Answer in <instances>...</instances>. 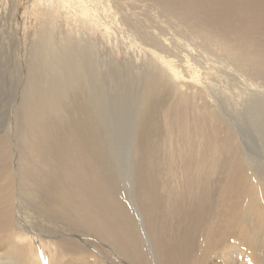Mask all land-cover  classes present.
Instances as JSON below:
<instances>
[{
    "label": "bare ground",
    "instance_id": "obj_1",
    "mask_svg": "<svg viewBox=\"0 0 264 264\" xmlns=\"http://www.w3.org/2000/svg\"><path fill=\"white\" fill-rule=\"evenodd\" d=\"M136 1L143 3L139 11ZM21 3L35 29L17 138L12 139L13 131L0 132V264H149L133 224L135 194L158 264H232L238 256L244 264L254 263L255 252L242 253L260 249L249 235H257L264 222V167L242 148L236 126L215 107L229 93L242 99V115L261 134L264 152V91L247 84L248 79L264 82V0ZM53 3L56 21L73 25L63 38L75 40L80 30L85 38L108 37L117 26L158 60L161 71L150 69L136 87L135 111L118 106L123 123L115 118L116 130L109 131L104 91H92L86 72L70 60L75 56H65L67 47L56 42ZM13 6L12 0H0V18L6 21L0 30L13 25ZM171 23L199 40L201 52L191 43L169 47L164 26ZM215 48L228 63L215 60ZM80 56L88 58L85 51ZM238 72L247 79L235 77ZM231 76L236 91L214 80ZM76 95L91 120L82 111L70 117L78 107ZM120 96L125 102L132 97ZM133 121H143L141 144L129 152L128 136L121 139L118 129H130ZM62 123L73 125L75 145L54 157L49 149ZM146 144L153 157L145 155ZM32 205L38 216L30 213ZM62 230L68 232L57 236Z\"/></svg>",
    "mask_w": 264,
    "mask_h": 264
},
{
    "label": "rangeland",
    "instance_id": "obj_2",
    "mask_svg": "<svg viewBox=\"0 0 264 264\" xmlns=\"http://www.w3.org/2000/svg\"><path fill=\"white\" fill-rule=\"evenodd\" d=\"M25 1H28V0H25ZM39 1L40 0H34V2H39ZM54 1H56V0H53V2ZM19 2L21 3V0H12L13 5H16V7H17L16 8L15 6H13L14 7L13 13L15 15V19L13 21L12 20L11 21L8 20V21L10 23H12L13 25L10 27L5 25L8 27V28L7 27L5 28L6 31L0 30V132H3L5 129H6L5 131H8L9 133L13 131L12 132V134H13L12 139L17 138L16 134L18 133V128L16 125H18V121H19V117H20L19 101H20L21 94H22V92H21L22 85H24L26 80H27L26 74L28 72L27 70H29V66H30V62H31V60L29 61L30 54H31V48L30 47H31L32 40H33V36H32L33 30L35 29L34 25L32 24V19L26 13H24V10H26V9L23 8V6H22L23 3L20 4ZM136 2L137 3H135V4H137V6L135 5L136 6L135 10L139 11V9L140 10L142 9L143 3L139 2V1H136ZM53 4H54L53 5V17L55 19L54 20V24H55L54 27L56 30L55 34H56V38H57L56 42L61 47H63L64 45L67 47L68 50H65V54H64L65 56L73 55V57L74 56L76 57V54H77L76 59H74L75 58L74 57V58H71L70 60L74 61L77 67H79L80 69L82 68L86 72L88 81L91 80L89 82V84L92 87V91L97 90V89H102L104 91V98L109 103V108H108L109 120H107L109 131L110 132L113 131L112 128L116 130V127L112 126L114 119L117 118L121 124L123 123L122 118H121L122 112L120 113L118 106L121 105L122 108H123V106H125L128 109L135 111L134 104L136 102V97L138 94L137 93L138 88L136 89V87H139L140 81L145 77L144 74L147 71L149 72L150 69H151V71L153 69H155L157 72L161 71L159 64H158V60H157L156 56L151 55L150 52H146L142 48V46H140L139 44H137L138 45L137 46L136 43H132L128 39H126L123 35L124 29L118 27V28L122 29V30H120V29L116 28L117 26L112 27V28H114V30L113 29L110 30L111 38H110V35L108 37L101 36L100 38H97V39H95V38L89 39L88 37L85 38V36H83V33H82L83 30H80L79 35H81V36H78L77 38H75V40H68L66 38H63L62 34H66L68 32V30L70 28H72L73 25L71 22H68V21L65 22L62 19H58L56 21V19L58 18V17H56V15H57L56 11L58 8L55 7L56 6L55 3H53ZM62 13H64V12H62ZM22 16H23V18H22ZM163 20H166V19L163 18ZM3 21L4 20H2L0 18V24H3V23L6 24V21H4V22ZM167 21H168V19H167ZM163 24L165 25L166 23L164 22ZM164 29L166 31L165 32L166 37L170 38V40H167V42H168L167 45L169 47H171V46L174 47V45H175L179 49V47L189 46L191 43L192 46L194 44L197 46L195 50H197V48H198V50L200 49L198 47L199 40L197 39L198 41H196L195 39L189 37L186 33H184L182 28L181 29L179 28L178 25L171 23V24H168V28H167V26H164ZM116 31H118V32H116ZM59 32L62 36H60L58 34ZM116 34H118V35H116ZM185 36L186 37L188 36V38H190L191 41H190V39L188 40V38H186ZM1 37L5 38V39L1 40ZM184 37H185V40H182ZM171 38L173 39V41L171 40ZM162 39H164V38H162ZM187 42H188V44L185 45V43H187ZM191 45H190V47H191ZM84 51H85L86 55L88 56V58L80 56V55H82V53ZM199 52H201V50H199ZM215 55H216V58L213 56V58H215V60H217V61L222 60L223 61V59H219V57H220L219 52L216 48H215ZM171 59H174V58L172 57ZM223 62L228 63L226 58H224ZM223 62H221V64L224 65L225 69H228V66H225V64ZM217 63H215V64H217ZM150 65H151V67H149ZM237 74H238V76H239V74L243 75V74L238 72V73H234L235 77L237 76ZM243 76H244V78L247 79L246 75H243ZM214 80L217 81V84L220 85L221 87H223L224 85L227 87L229 86L231 90L233 89L234 91H236V85L238 84V82H236V80H233L232 76L227 80L225 77H221L219 79L214 78ZM227 81L229 82V85H228ZM250 83H252V86L255 88H256V84L261 85L260 88L257 87V90L259 92L263 93L264 82L255 81V80L250 81L248 79L247 84H250ZM248 87H249V85H248ZM125 93L132 96L130 98V100L132 102L130 100L125 102V98L121 99L120 95H123ZM80 96L81 95H76L74 97V98L78 99L75 101L77 103L78 107L75 108L74 111L72 109V111L69 112L70 117L79 116L80 111H82L83 114L86 112L87 119H89V117H91L90 113L89 114L87 113V106L82 104L83 99ZM118 101H120V102H118ZM223 101H224V103H223ZM241 101H242V99H241ZM241 101H240V98H238V96H235V95L232 96L229 93V96L226 97L224 100H222L223 104L216 106L215 110L217 109V110L221 111L222 116L224 118L226 117L227 120H229L231 125L236 126L237 130L239 131L238 132L239 133V139H240V142H242L241 143L242 148L244 147L243 149L247 150L254 157L258 158V160L260 158L261 160L259 161L260 162L259 166L264 167V160H263L264 159V152L261 149L263 147L262 146L263 139L261 138V134L256 129V127L253 124H251L250 121H247L246 119H244L245 113L243 112V115H242V107L240 106ZM121 102H123V103H121ZM236 103H237V105H236ZM242 105H244V102H242ZM95 107H94V110H96ZM82 108H84V109H82ZM244 110H245V108H244ZM75 113H76V115H75ZM133 114H134V112H133ZM148 115L150 116L151 113ZM159 116H160V111H157V113H156L157 119H159ZM92 118H94V115L92 116ZM131 118L134 119V116L131 115ZM89 120H91V118ZM142 122L143 121H141V123ZM15 123H17V124H15ZM140 124H138V122L136 124V122L133 121V125L130 129L127 128L125 130L124 126H122V130L118 129V131L122 134V136L120 137L121 139H123V137L125 135L128 136V142H125V141L124 142L128 143V151L129 152L137 150L139 143L141 144V138L140 137L142 135L140 136V134H142V132H141L142 128H141ZM69 125H70L69 123H62L61 126L56 128L55 132L58 133L57 138L55 141L54 140L52 141L53 143H52L51 147H50L51 144L49 145V147L51 148V149H49V151L53 152V156L55 155L56 157H59L60 155H62L61 153L68 151L67 150L68 144L72 143L71 146L75 145V143H74L75 137L72 136L73 131L75 129L73 128L72 124L70 125V127H69ZM137 125H139V126H137ZM13 126L16 127V129L11 128ZM8 128H9V130H7ZM69 128H70V130H69ZM150 129L151 128L148 127L147 133H149ZM257 131L259 134L257 133ZM14 134H15V136H14ZM150 134H152V133H149V135ZM150 136H148L147 139ZM66 137H68V138H66ZM76 140H77V138H76ZM66 142H67V144H66ZM147 144L145 145V147L147 146ZM62 148H63V151H62ZM146 148H147V152L145 155L153 157L152 145H148ZM56 154H58V156ZM136 161H137V164L139 165L138 159H136ZM127 171H129L128 165H127ZM142 173L145 174L144 166H143ZM148 173H149V170H148ZM214 177H215V175H214ZM136 183H137V180H136ZM139 189H141L143 191L145 190V188L143 186V182H142L141 187L139 186ZM134 197H135V203H134L133 197L131 199V202H133L135 204V209L137 211V214L135 215V218L133 219V224H135V229H136V231L138 230V232L141 236V239L143 241V246L145 247V250H146L148 263L149 264H158V259H157L156 252H155L154 239H152V237L148 234L149 231L147 229V222H146L144 213H142V211H141V209L137 203V201H138L137 195L135 194ZM42 201L43 200H41V199L39 200V202L36 201V204L38 207H41ZM32 206H33V209L31 210L30 213L34 214V216H38L37 212H36L37 207L35 205H32ZM43 208L46 210L45 206H43ZM138 214H139V216H138ZM49 216H51V214ZM190 220L192 221L193 219H190ZM63 232L66 233V232H68V230L67 231L66 230L60 231L58 233L59 235L57 234V236H62ZM174 232H176V234H177V231H171L170 235ZM71 233H73L74 236L77 238H78V236L80 237V235L77 232L71 231ZM255 233L257 235H251V234L249 235V241L253 245H256L255 244V242H256L260 249H258L256 251H251V250H248V251L245 250L244 251V249H243L242 255H246V253H250V252H252V253L255 252L256 253L255 258L253 256L255 261H254V263L252 262V264H256V263L257 264H264V261H262V259L264 257V222L261 223V227L259 229H257V231ZM64 237H66V235ZM245 238H247V237H245ZM27 239H30L29 235H28ZM171 247H172V244L170 245V248ZM53 249H55V248H53ZM46 253L49 254L47 250H46ZM255 253H254V255H255ZM258 256H260V260L258 259ZM180 258H182V257H180ZM235 258H236L235 260L232 259V264H244V262L246 261L244 259H239V256L235 257Z\"/></svg>",
    "mask_w": 264,
    "mask_h": 264
}]
</instances>
